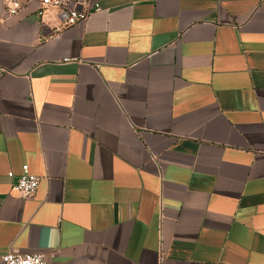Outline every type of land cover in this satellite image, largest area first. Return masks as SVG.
<instances>
[{
  "label": "crops",
  "instance_id": "crops-1",
  "mask_svg": "<svg viewBox=\"0 0 264 264\" xmlns=\"http://www.w3.org/2000/svg\"><path fill=\"white\" fill-rule=\"evenodd\" d=\"M93 1L0 0V254L264 264V0Z\"/></svg>",
  "mask_w": 264,
  "mask_h": 264
},
{
  "label": "built area",
  "instance_id": "built-area-1",
  "mask_svg": "<svg viewBox=\"0 0 264 264\" xmlns=\"http://www.w3.org/2000/svg\"><path fill=\"white\" fill-rule=\"evenodd\" d=\"M4 5V15L16 13L24 4L29 1L38 3V12L48 8H55L58 12L60 23L62 25L73 24L77 21H84L90 12L98 9L99 5L93 0H1ZM68 59V58H64ZM7 175L13 178L12 188L23 196H30L37 188L39 177L30 172L27 163L22 164L21 172L15 177L12 170ZM0 264H53L43 252L39 251H12L8 250L0 254Z\"/></svg>",
  "mask_w": 264,
  "mask_h": 264
}]
</instances>
